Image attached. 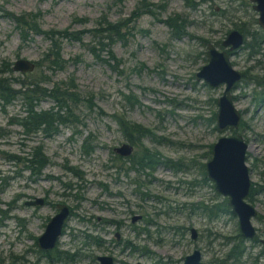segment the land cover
Here are the masks:
<instances>
[{
	"label": "rangeland",
	"instance_id": "374dc122",
	"mask_svg": "<svg viewBox=\"0 0 264 264\" xmlns=\"http://www.w3.org/2000/svg\"><path fill=\"white\" fill-rule=\"evenodd\" d=\"M138 1L0 0V65L5 62L11 68L2 76L35 80L45 75V87L73 83L80 95L72 106L80 120L76 128L59 125V132L50 137L41 130L28 136L11 122L26 115L19 99L4 107L0 103V264H49L40 256L37 237L56 213L57 203L73 211L50 253L62 255L57 264H98V255L112 256L115 264H183L184 256L194 249L201 252V264H264L260 242L264 239V88L253 79L236 83L231 93L240 124L218 130L215 117L211 119L224 84L210 87L195 78L206 63L203 40L224 49L220 43L231 29L259 28L251 22L257 20V13L249 0H245L248 5L243 0H195L201 3L196 8L186 6L184 0H165V8L156 12L158 19L141 15L129 24V34L113 43L119 60L116 68L113 60L99 61L89 51L95 45L98 17L127 18ZM222 9L226 15L219 14ZM26 12L37 13L35 20L42 30L85 31L78 41L61 40L64 68L52 71L44 61L31 72L12 70L18 58L40 60L50 45L41 34L31 33L23 41L7 14ZM176 13L189 21L187 35L181 38H173L159 20ZM100 55L107 58L106 50ZM230 60L248 78L260 76L264 44L256 55L239 48ZM131 93L138 99L135 106L125 98ZM54 106L46 98L36 109L56 111ZM116 114L152 129L156 138H144L143 144L181 168L164 164L153 170L131 168L128 157L114 150L126 142L114 120ZM236 134L253 147L246 152L253 188L245 201L256 209L251 223L258 242L238 236L235 215L213 212L226 197L208 178L204 181L202 165L210 159L212 145L221 136ZM36 146L49 162L33 172L23 158ZM35 197L44 198L45 204L25 205ZM203 206L210 211H202ZM191 227L197 231L195 239ZM234 246L238 252L233 251V256Z\"/></svg>",
	"mask_w": 264,
	"mask_h": 264
},
{
	"label": "trees",
	"instance_id": "16d2710c",
	"mask_svg": "<svg viewBox=\"0 0 264 264\" xmlns=\"http://www.w3.org/2000/svg\"><path fill=\"white\" fill-rule=\"evenodd\" d=\"M118 1L121 2L122 0ZM184 3L186 6H189L191 8H196L201 4L199 1L195 0H184ZM244 4L248 5L245 0H243V5ZM164 8L165 0L161 1L160 3L141 0L136 3L135 7L130 12V15L127 18L119 19L117 21H111L105 14H102L96 21V27L93 28V42L95 43V45H91L89 51L99 61H102L104 63L109 64V62L113 60L115 62L113 64V68H116L119 60L113 53V43L117 40L124 39L126 35L129 34V30L131 29L129 24L138 19L141 15L150 14L157 18L156 12H159V10H163ZM219 14L226 15V9H222ZM7 16L15 21V28L19 30L20 36L23 41L26 40V38H28L31 33L41 34L45 39L49 41V48L44 54L43 58L34 63L35 66H42L44 61L48 62L47 66L52 71L64 68L65 63H67L66 60L61 58V40L66 39L78 41L81 38L80 34L85 32L80 31L74 33V31H70L68 29L57 30L54 28L42 30L35 20L37 13L26 12L19 15L8 13ZM75 20L86 21V18H75ZM159 20L170 29L173 38H181L182 36L187 35L186 28L189 24V21L182 14L176 13L167 16L165 19ZM251 22L255 24L256 20L253 19ZM236 29L243 33L245 38L244 44L241 48L250 51V55L259 54L262 50V45L264 44V31L258 28L253 32H249L242 26H236ZM203 42L207 44L210 41L204 39ZM215 44L217 45L219 43ZM104 50H106L107 58L101 57L100 55V52ZM204 59L207 61V58ZM4 72L11 73L9 64L5 62L0 65V103L2 107H4L5 105L11 104L17 99L20 100V105L23 107L26 115L25 117L21 118L14 117L11 122L19 124L22 127L24 134L30 136L31 134H35L36 132L41 130V132H43L46 137H50L59 132V125L76 128V125L80 122V120H78L75 116V113H73L72 106L77 101H79L80 95L74 91L75 89L73 88H75V85L73 83L62 82L60 85L54 84L52 87L47 88L43 84L44 80L47 79L45 75H41V78L38 77V79L34 80L24 79L20 76L3 77L2 74ZM247 79H253L256 85L264 88V71L263 74H261L260 76L255 75L254 78H248L246 75V71H243L241 81L244 82ZM70 82H72V80H70ZM14 85H17L18 87H14ZM46 98H50L55 102V106L51 108L54 109L56 107V111H52L51 109L45 111H37L36 107L39 102ZM125 98L131 106H135L137 104V96L133 93L125 95ZM88 101L90 102L91 106L94 105L91 98ZM62 110H64L65 114L61 113ZM215 114L216 113L213 114L211 120H214ZM114 116L115 115H113V118ZM114 120L117 122L119 131L122 133L125 141L131 144L133 148H135V150L132 151L131 155H129L127 159L130 162L131 168L137 171H142L143 169L153 170L157 164H164L166 167H170L173 169L176 168V166H178V169L181 168L180 164H176L175 166V163H173V161H171L170 159H162L158 152L154 153L150 151V149L143 144L144 138H156L152 129L145 127L140 123L132 122L123 115L115 116ZM85 140L87 141V139ZM23 159L25 160V162H27L26 167L33 172L42 169L49 162L48 157H46L45 154L42 153V149L40 146L33 147V150L30 153L29 157H24ZM202 168L205 169V164L202 165ZM73 172L75 173V175H77L75 171ZM203 175L204 181H206L207 176L204 172ZM252 188L253 185L251 186V190ZM201 209L205 213H208L211 208H208V206H203ZM213 212L234 215L231 212L230 206L228 205L227 198L222 199L221 204L217 205V209L215 208ZM238 236L241 237L240 234ZM239 243L241 244V242ZM233 251H236V246L232 247L231 251L232 255L234 256ZM50 253L51 250L40 252L42 256L45 255V257L47 258L46 262L49 264H57L58 262L62 261L61 254L58 253L56 254V256L52 257L50 256Z\"/></svg>",
	"mask_w": 264,
	"mask_h": 264
},
{
	"label": "water",
	"instance_id": "95a60500",
	"mask_svg": "<svg viewBox=\"0 0 264 264\" xmlns=\"http://www.w3.org/2000/svg\"><path fill=\"white\" fill-rule=\"evenodd\" d=\"M249 1L252 9L257 13V25L264 30V0ZM244 40L243 33L238 29H231L221 41L224 49H219L214 43L208 42L207 61L195 73L196 80H202L210 87L224 84L221 95L216 99L215 123L218 130L237 128L240 124L241 114L234 105L231 91L236 83L241 81L242 73L234 68L230 57L243 46ZM11 67L15 72L27 73L35 68V63L25 58H18ZM247 147L248 144L239 134L219 137L212 145L211 157L205 164V171L216 191L227 198L231 212L238 219L240 234L246 239H253L256 230L251 223V217L256 214V209L245 201L251 186L249 170L245 162ZM114 150L121 157H128L133 151V146L123 142ZM43 203L44 198L35 197L31 201H26L25 205H43ZM69 215L68 205L58 203L56 213L50 217L44 231L37 237L39 249L48 251L55 248ZM190 234L191 238L195 239L196 229L191 227ZM261 241L264 246V240ZM201 257V252L194 249L184 256L183 264H201ZM96 260L98 264H114V259L110 255H98Z\"/></svg>",
	"mask_w": 264,
	"mask_h": 264
},
{
	"label": "flooded vegetation",
	"instance_id": "af4514ba",
	"mask_svg": "<svg viewBox=\"0 0 264 264\" xmlns=\"http://www.w3.org/2000/svg\"><path fill=\"white\" fill-rule=\"evenodd\" d=\"M259 27V26H258ZM260 28V27H259ZM261 29V28H260ZM263 30V29H262ZM264 31V30H263ZM242 73V72H241ZM251 186H252V184H251ZM251 186H250V190H251ZM250 192V191H249ZM249 195V194H248ZM33 200V199H32ZM30 201H31V199H30ZM45 204V200H44V203H43V205ZM58 204V203H57ZM57 204H56V208H57ZM35 206V205H34ZM38 206H42V205H38ZM69 207V206H68ZM69 210H70V215H69V217L73 214V211H72V209L69 207ZM139 218H140V216H139ZM66 225V223L64 224V226ZM65 228V227H64ZM64 228H63V231H64ZM255 228V227H254ZM256 230V229H255ZM241 235V234H240ZM256 235H257V232H256ZM256 235H255V237L253 238V240L256 238ZM242 236V235H241ZM243 237V236H242ZM246 239V238H245ZM249 240H252V239H249ZM261 240H264V239H261ZM260 240V242H261V244H262V241ZM254 241H256V242H258L259 241V239H257V240H254ZM56 246H57V244H56ZM56 246H55V248H56ZM262 246H263V244H262ZM263 248H264V246H263ZM39 249V248H38ZM44 251H46V250H42V249H39V253L40 252H44ZM40 256H41V258H43V257H45V255L44 256H42L41 254H40ZM39 257H37V259H38ZM114 264H115V261H114Z\"/></svg>",
	"mask_w": 264,
	"mask_h": 264
},
{
	"label": "bare ground",
	"instance_id": "6f19581e",
	"mask_svg": "<svg viewBox=\"0 0 264 264\" xmlns=\"http://www.w3.org/2000/svg\"><path fill=\"white\" fill-rule=\"evenodd\" d=\"M247 151L252 152V151H253V147H252L251 145H248V147H247Z\"/></svg>",
	"mask_w": 264,
	"mask_h": 264
}]
</instances>
